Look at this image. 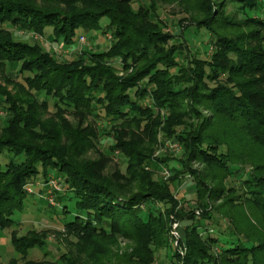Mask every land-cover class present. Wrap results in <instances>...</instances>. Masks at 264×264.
Listing matches in <instances>:
<instances>
[{
    "label": "trees",
    "instance_id": "16d2710c",
    "mask_svg": "<svg viewBox=\"0 0 264 264\" xmlns=\"http://www.w3.org/2000/svg\"><path fill=\"white\" fill-rule=\"evenodd\" d=\"M213 1L201 0L204 6L201 11L205 16L201 24L207 28L210 46L215 47L216 53L215 63L209 64L207 71L204 60L195 59L191 54L189 65H180L175 53L181 47L159 29V16L152 1L150 8L141 6L135 10L131 0H0V70L16 66V72L22 78L16 83V93L0 88V104L7 114L6 125L0 124V230L17 222L15 214L25 209L27 184L36 178L50 181L49 177L54 173L60 184L67 185L65 191L62 189L57 194L62 214L73 216L65 223L64 230L84 245L94 239L114 240L117 235L138 240L140 245L150 242L159 223L149 205L153 197L166 200L170 206L164 219L168 225V216L176 213L174 205L177 203L171 191L147 190L151 186L147 182L137 193L126 195V184L135 176V171H131L133 162H137V169L141 166V151L135 148L134 142L126 141L124 135L118 137L117 144L131 161L126 173L115 171L108 174L109 155L100 153L92 161H79L80 154L71 151L74 142L68 146L74 133L72 126L68 127L66 142L61 145L63 129L55 123L58 117L71 112L78 120L74 128L76 134L91 138L95 135L94 129L89 126L81 128L85 124V113L101 114L114 123L125 116L130 117L131 122L140 121L137 114L140 101H134L131 96L138 83H142L137 89L138 98L149 97L152 103L149 108L153 111L157 107L159 111L175 114L181 108L179 115L192 118H198L202 107L218 111L221 117H229L230 121L239 124L251 140L264 148V18L235 17L239 21H231L226 16L229 19L225 22L231 21L230 25L251 29L245 31L246 44L231 42L233 44L229 45V37L220 32L221 23L214 26ZM229 2L236 6V16L238 12L261 7L260 0ZM14 30L38 33L59 45L74 44L81 32L90 31H113L114 40L106 51L86 52L78 60L62 63L40 44L15 39ZM113 57L123 60L125 71L133 70V65H136V71L118 77L116 68L108 62ZM223 73L228 74L225 82L215 88L206 85L207 78L213 79ZM189 91L191 98H186ZM23 93L33 96L27 104ZM38 94L43 95L42 104ZM51 102L57 116L52 119L54 125L47 126L36 116L39 108L49 110ZM160 114L157 112L159 119ZM169 116L166 121L172 120ZM205 126L201 124L197 134L186 143L188 137L183 129H172L169 135L185 143L189 161L203 160L212 166V172L217 170L226 176L237 175L238 166L233 161L231 148L222 149L225 142L209 141L205 137ZM31 133L37 137H29ZM7 156L10 160L4 164L2 158ZM258 165L253 166L251 175L240 176L245 192L237 193V188L226 187L222 184L224 180L217 177L220 187L208 191L210 199L207 204H203L205 195L200 187H207V184L196 177V201L201 202L199 208L203 213L197 215L195 210H190L180 215L187 248L182 264H264V241L241 230L237 213L229 219L228 215L222 214L221 220L228 219V228L223 232L209 226L213 213L219 215L218 210L223 207L210 208V201L214 202L216 198L227 200L226 196L231 192L234 197L223 203H233L237 208L235 212L247 206L264 213V164ZM174 169L169 170L174 173ZM12 242L20 253L47 246V241L36 236L19 237L15 233ZM94 250L100 253V249ZM60 259L62 264H76L75 258L67 253H63ZM42 262L28 261L25 264Z\"/></svg>",
    "mask_w": 264,
    "mask_h": 264
},
{
    "label": "rangeland",
    "instance_id": "374dc122",
    "mask_svg": "<svg viewBox=\"0 0 264 264\" xmlns=\"http://www.w3.org/2000/svg\"><path fill=\"white\" fill-rule=\"evenodd\" d=\"M131 1L135 10L141 6L150 8L152 5L151 1L155 3L156 15L159 16L157 22L161 25L159 29L163 33L169 34L172 37V41L181 47L175 53V58L179 60L181 66L185 65L187 67L189 65L188 58H190L191 54L195 59L204 60L205 65L207 64L205 68L209 71V64L215 63L216 53L215 47L213 45L210 46V36L207 28L201 24L205 17L201 11L204 7L201 4V0ZM260 1L261 7L258 9L238 12L237 16L235 13L236 6L231 4L229 0L213 1L212 10L214 14L212 17L215 19L214 26L217 23H221L220 32L222 31L229 37V45L233 43L236 45L246 44L248 40H246L245 35L247 32L245 31H250L251 29L243 28V26L239 25L232 26L229 23L255 16L264 18V0ZM226 16H229L231 21L225 22V19H229ZM106 28H104L105 31ZM14 36L15 39L28 44H40L45 51L53 53L55 58L62 63L78 60L86 52L97 53L106 51L113 45L112 42L114 40L113 31L108 30L106 33L103 31L81 32L76 42L71 45L62 43L59 45L38 33L25 30H14ZM82 36L85 37L84 40H82ZM108 62L116 68L118 77H125L130 73H134L137 69L136 65H133V70L125 71V64L119 57H113ZM16 68V66H6L3 70H0L1 89L16 93V83L18 84L22 80L19 73L16 72ZM26 75H29V73H26ZM227 76L228 74L223 73L213 79L207 78L205 80L206 85L209 88H215L223 81L225 82ZM8 79L12 82H9ZM140 84L142 83H138L136 89L131 93L134 101H140L141 106L137 110L140 121L131 122V118H126L127 116H125L114 123V121L107 119L106 116L101 114V116H96L85 113V124L81 128L89 126L94 129L95 135L91 136V138L83 136L84 134H76L74 128L78 124V120L71 112H66L62 117H58L55 123L59 124L58 127L63 129L60 136L61 145L65 144L68 127L72 126L74 133L68 146L74 142L75 145H73L71 151L80 154L79 161H92L98 158L101 155L100 153L109 155L110 162L106 169L108 174H113L115 171L126 173L127 164L131 161L122 152L120 145L117 144L118 137H123L124 135L126 141L134 142L135 148L141 151L139 153L142 155L140 159L141 166L137 169V162H133L131 171H135V176L132 181L126 184V195L130 196L137 193L142 184H147V182L151 184V186L147 187V190L153 188L164 192L171 191L175 195V202L177 203L174 205L176 206V213L168 216L170 218L168 225H166L164 219L167 216L166 210L170 206L166 204V200L153 197L149 200V205L152 206L158 216L159 223L158 231L155 234L152 233L153 236L150 242L144 243V245L141 243L142 245H140L138 240H130L117 235L114 240H102L100 238L93 241L90 240L89 243L84 245L81 240L79 241L72 235H68L64 230L65 223L72 220L73 216H63L62 214L57 201V194L62 189L65 191L67 185L60 184V180L54 173L49 177L50 181L46 182V179L36 178L27 184L26 193L28 196L25 209L15 214L14 219L17 222L12 223L4 230H0V264H25L28 261H37L38 263L43 261L41 264H62L60 256L63 253L72 255L76 260V264H182L183 258L187 254V248L186 231L179 219L180 215L187 214L190 210H195L197 215L203 213V210L199 208L201 202L196 201L198 199L196 177H200L207 184V187L200 186L204 190L205 195L203 204L210 199L208 191L216 190L220 187L217 177L224 180L222 184L226 185V187L237 188V193L242 190L246 191V187L240 181V176L242 174L249 176L254 172V167L260 166L258 164H264L263 146L251 140V137L244 133L239 124L230 121L229 117L227 119H225L226 116L224 118L221 117L218 111H208L202 107L198 118H192L189 115H179L181 108L177 109L175 114H169L165 110L159 111L160 109L157 107L153 111L149 108V105H152L149 97L138 98L137 89H139ZM148 92L150 94L151 90ZM190 95L191 91L185 97L191 98ZM22 96L26 104L33 99V96H29L26 93H23ZM37 98L39 103L42 104L43 95L38 94ZM52 106L53 102L49 105V110L39 108L37 111L36 117L47 126H53L52 119L57 116ZM157 112L161 113V119H159ZM167 116L171 117L172 120L166 121ZM6 119L7 114L3 105L0 104V124L2 126L6 125ZM201 124H206L204 133L206 134L205 137L210 139L209 141L214 143L225 142L226 145L221 148L228 149V146L231 148L233 161L238 166L237 175L226 176L227 174L218 173L217 170L212 172V166L204 163L203 160L189 161V152L184 147V144L190 141L193 135L197 134ZM172 129L174 131L183 129L186 132L185 135L188 138H186L184 144L181 143L180 138L169 135L172 133ZM29 137H37V134L31 133ZM2 159L4 164L10 160L8 156ZM171 167L175 168L174 173L169 170ZM209 173L211 176H209ZM51 179L56 180V187L50 185ZM226 197L227 200L216 198L214 202L210 201V208L214 206L217 210L219 206H223L218 210L219 215L213 213L214 218L210 222V228L223 232L228 228L229 216L237 213L241 230L253 233L256 238L264 241V213L255 207L250 208L247 206L244 209L238 208L240 210L235 212L237 208L233 207V203H223L224 200L232 199L234 193L231 192ZM222 214L228 215V219L221 220ZM235 222L236 220L233 221V224ZM14 233L19 237L36 236L47 241V246L20 253L15 249L12 242ZM203 234L205 233L203 232ZM93 248L100 249V253H96L97 250L95 251ZM173 248L176 250L177 255H175ZM214 251L217 253V248ZM215 256L217 257V255Z\"/></svg>",
    "mask_w": 264,
    "mask_h": 264
},
{
    "label": "built area",
    "instance_id": "2783aa9c",
    "mask_svg": "<svg viewBox=\"0 0 264 264\" xmlns=\"http://www.w3.org/2000/svg\"><path fill=\"white\" fill-rule=\"evenodd\" d=\"M85 39V37L84 36H82V40H84ZM50 185H52V186H57V183H56V180H54V179H51V182H50Z\"/></svg>",
    "mask_w": 264,
    "mask_h": 264
}]
</instances>
